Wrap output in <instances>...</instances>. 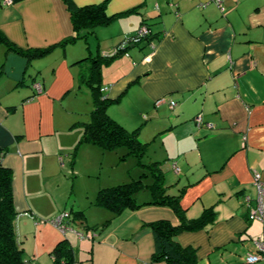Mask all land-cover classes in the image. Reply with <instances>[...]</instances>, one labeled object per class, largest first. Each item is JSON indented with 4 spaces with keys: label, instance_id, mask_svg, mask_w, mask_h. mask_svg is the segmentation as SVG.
Listing matches in <instances>:
<instances>
[{
    "label": "crops",
    "instance_id": "0c3cea01",
    "mask_svg": "<svg viewBox=\"0 0 264 264\" xmlns=\"http://www.w3.org/2000/svg\"><path fill=\"white\" fill-rule=\"evenodd\" d=\"M72 1L76 7L106 1L108 16L131 12L89 33L97 37L103 57L114 55L142 25L152 31L150 38L130 45L127 56L121 54V59L103 70L102 87L109 99L120 98L119 103L133 90V110L137 116L151 117L146 123L164 155L156 162L161 163V170L164 162H171L169 170L177 182L167 185L168 193L177 196L185 188L180 205L187 218L196 219L209 208L216 212L215 224L184 232L175 240L197 249V264H264V260L246 261L257 253L256 242L262 239L263 229L259 222L249 221L250 207L244 202L245 196L253 200L257 196L255 174L264 183V0H221L223 10L214 0ZM0 33L21 51L56 46L48 56L29 60L7 51L0 42V162L13 171L15 208L21 219L27 218L22 226L28 224L32 229L40 224L32 214L38 206L31 198L36 175L45 171L47 181L58 166L75 171L76 155L68 152L66 161L61 148L68 143L73 146L82 135L73 139L70 122L54 115L53 108L74 89L86 64H79L70 46H58L74 35L63 0H17L11 5L0 0ZM77 65L78 74L74 71ZM36 83L42 85V93L34 89ZM172 101L176 103L173 109ZM51 203L42 199L39 209L50 210L45 217L61 212ZM69 214L66 224L75 231L64 234L59 229L66 236L53 235L50 241L42 237L41 249L53 243L48 250L52 264L55 245L76 233L77 248L69 241L75 258L84 242L92 246L85 263L164 264L151 263L155 238L144 225L159 220L179 222L170 208L144 207L107 217L123 233H107L110 225L103 230L104 237L98 234L89 240L85 236L96 231L87 216L79 221L87 232L84 235ZM17 238L25 251L24 241L18 234ZM97 248L104 249L97 255Z\"/></svg>",
    "mask_w": 264,
    "mask_h": 264
},
{
    "label": "trees",
    "instance_id": "16d2710c",
    "mask_svg": "<svg viewBox=\"0 0 264 264\" xmlns=\"http://www.w3.org/2000/svg\"><path fill=\"white\" fill-rule=\"evenodd\" d=\"M63 2L71 15L74 35L58 45L61 47L74 44L79 39L86 38V35H82L83 32L88 35L89 33H93V31L100 26L109 25L119 16L131 13L128 11L108 16L106 14V1L99 5L84 7H76L72 0H63ZM0 42L6 46L7 51L19 53L29 60L42 59L51 54L56 48V46H54L46 49L21 51L9 42L2 33H0ZM129 46L130 45H127L125 50L118 51L111 57L96 56L94 58L90 57L83 59L79 62V64H86V71L83 70L81 73L79 82L81 85H85L90 89L93 110L90 114V122L84 123L82 126L83 134L77 144L76 150L81 145L91 144L109 151L125 148L128 151L127 155H131L138 159L145 154L147 144L142 143L140 140V129L128 132L108 115L107 109L112 104L119 103L120 98L112 100L102 92L101 75L103 66L109 65L121 54L127 56L128 53H126V51ZM76 150L73 153L74 156L76 155ZM140 165L146 169V172L142 174L139 180L112 188L101 189L97 193L93 205L110 212L115 217L121 216L126 211H137L144 207L170 208L178 218V224H172L168 220H159L144 225V227L152 231L155 238V252L152 255L151 263L197 264V249L193 247H183L175 238L184 232H197L207 228L209 225L215 224L216 212L214 208L206 209L202 215L196 219H188L186 211L180 205V200L185 193V188L182 189L177 196L169 194L168 191L170 187L165 185V177L161 170V163L151 162L148 165H142L140 163ZM13 177L14 174L12 169L4 167L0 162V264H28L24 259L22 244L17 238L15 222L19 214L16 211L14 203ZM149 180L152 182L148 184L145 183ZM143 191L149 193L150 200L138 202L137 195ZM59 215L57 217H59ZM57 217L50 221L53 222ZM68 218H65L61 224L64 225L66 229L68 228L64 234L75 231L72 229L73 227L70 228L66 224ZM84 220V212L78 211L75 212L72 222H83ZM109 223L110 221H107L102 230L107 228ZM97 228L98 227H91L94 231H97ZM76 235L78 236L79 233H76ZM51 256L53 257L54 264L78 263L75 258L74 249L68 239H63L58 242L53 248Z\"/></svg>",
    "mask_w": 264,
    "mask_h": 264
},
{
    "label": "rangeland",
    "instance_id": "374dc122",
    "mask_svg": "<svg viewBox=\"0 0 264 264\" xmlns=\"http://www.w3.org/2000/svg\"><path fill=\"white\" fill-rule=\"evenodd\" d=\"M107 34L109 33L107 32ZM82 35H86L87 37L84 39H79L74 44L67 45V47H71L70 49H72V51L74 52L73 54L79 56V60L81 61L84 56H87V58L102 56L100 55L99 50H101V48L98 47L97 37L89 34L87 35L84 32L82 33ZM90 36H92V38ZM119 57H117L118 59H116H121ZM116 59H114L109 65L103 66L101 75L102 85L103 70L110 67L113 63L117 62ZM74 69L76 74H78V65L77 68L74 67ZM50 70L48 72L49 75ZM84 70L86 71L85 67ZM79 85L81 86V88H79ZM61 98V100L55 103L53 114L58 117L62 116L66 118V121L70 122L69 124L72 130L71 133L75 135L73 137L74 139L75 137L79 136V134L82 135L81 129L83 130V124L90 122V114L93 110L91 91L87 86L80 84L78 77L74 89L67 96H65V98H63V96ZM107 112L111 119L121 125L128 132H133L136 129H140V139H142V137L146 139L145 142L142 141L143 143L147 144L145 154L141 156L140 159H138L131 155H127L128 151L125 148L116 151H109L103 150L98 146H94V148L100 151V154H98L97 152H95L93 147L89 146L85 148L84 145L78 147V149L76 150L78 139L73 146H71L70 143L62 145L61 154L66 161L68 160V152L73 153L76 150V158L74 164L75 171H72L70 169V166H68L66 170H61L60 166H58L56 170L57 172H50V175L53 174L50 178L51 181H49L50 179L44 181L45 177L43 174L45 173V171H41L39 175H36V181L32 183L34 186L35 194L32 195L31 198L32 201H35V205L38 204V206L35 209L36 211L32 214L34 215V217L37 216V218L40 219L38 220L40 224L37 225V222L35 221V224L38 227L33 225L32 229L28 224L22 226L21 221L27 218L25 217L21 219V217L19 216L17 217L15 222L16 232L20 236V238H22V241H24V259L29 264H52V261H50L51 258L49 257L48 250L52 249L53 243L51 245L49 244L48 247L46 246L45 249H41L40 244L43 241L42 237L50 241L53 235L60 236L61 234L59 228L54 226L52 221H50L55 217H45V213L48 214L50 210H46V207H40L39 209L42 199H49L50 202L52 201V207L54 209H60V215L62 213L71 212V218H73L75 212H84V214L87 216L90 226L98 227L97 231L94 234H89V236H85V238L89 237V240H92V237L98 234V237L101 238L104 237V235H102V228L108 221L107 217L112 214H106V210L91 205L92 202H95L99 190L112 188L118 185L128 184L133 181L139 180L142 174L146 172V169L143 168L140 163L142 165H148L151 162L163 160L164 155L158 148L160 147V141L156 140L154 142V135L152 134L151 129L149 130L150 125H148V123L150 122L151 117L146 114L144 115V117L143 115L137 116V113H135V111L133 110V90L128 93L127 97L121 103L112 104L107 109ZM147 121L148 123H146ZM68 133L70 132H67V134ZM49 157L52 158L51 155H49ZM170 164L171 162L169 161L167 163L164 162L162 168V172L166 173V186L171 184L170 182H177V177L174 175L172 170H169ZM65 165H67V162H65ZM150 182L152 181L149 180L145 183L148 184ZM46 190L48 192L47 194L49 195L47 197H45ZM171 192L172 194H176V191L174 190ZM149 198L150 195H148L146 191H143L137 195L138 202H143L144 200H147ZM29 214L30 212L22 215ZM30 218L34 221L32 217ZM111 223L112 221H110L108 225L110 226ZM73 225H75L76 228H78V225H81L78 229H82V233H84V235L87 233L86 231H84V228H82V226L84 225L79 221L73 223ZM117 225L118 224L113 223L110 227L108 226L109 230L107 231V233H110V231H117L119 232V234L123 233L124 229L122 230L116 228ZM130 227V225L126 226L125 229ZM61 236L64 238L62 234ZM66 238L71 241L75 248H77L80 240L76 234H68ZM88 244V242H84L82 244V246H84V249H82V252H79L78 257H76L78 261L77 264H86L85 262L90 256L89 251L91 249L89 248L92 247ZM96 247H98V245L95 246V248ZM102 249L104 248L96 250L97 255L100 253V251H102Z\"/></svg>",
    "mask_w": 264,
    "mask_h": 264
},
{
    "label": "built area",
    "instance_id": "2783aa9c",
    "mask_svg": "<svg viewBox=\"0 0 264 264\" xmlns=\"http://www.w3.org/2000/svg\"><path fill=\"white\" fill-rule=\"evenodd\" d=\"M214 1L217 3L218 7L221 10H223L221 0H214ZM12 3H13V0H4L5 5H11ZM151 35H152V31H151L150 27L143 25V26L139 27V29H138L136 35H134V37L126 39L121 44V46L118 48V51L125 50L127 45L140 44L144 40H147L148 38H150ZM151 46L154 48L153 45H151ZM118 51H116L115 53H117ZM34 89L37 91L38 94L42 93V91H43V87L40 83H36L34 85ZM105 90L106 89L102 88V92H105ZM158 103H160V102H158ZM175 106H176V103L172 101L170 103V108L173 109ZM196 122L198 124H201L202 123L201 118L197 117ZM176 170L178 171L177 168H176ZM260 178L261 177L259 174H255L254 184H255V187L257 189L256 198L253 200V199H251L250 196L244 197L245 204L250 207L249 220L259 222L262 226V229H263L262 239H260L259 241L256 242L257 253L249 255L246 258V261L248 263H256V262L264 260V183L261 182ZM68 217H69L68 213H62L59 217H57L53 221V224H55L63 233H65V231L68 230V228L66 229V227L64 225H61V224H62V221ZM80 236L83 237V235H80Z\"/></svg>",
    "mask_w": 264,
    "mask_h": 264
}]
</instances>
